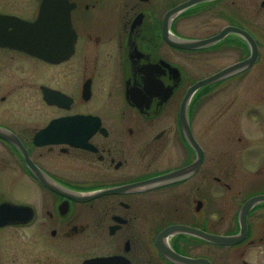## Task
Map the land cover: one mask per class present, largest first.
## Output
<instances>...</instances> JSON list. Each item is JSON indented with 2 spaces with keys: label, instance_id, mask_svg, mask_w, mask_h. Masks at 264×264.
<instances>
[{
  "label": "flooded vegetation",
  "instance_id": "obj_1",
  "mask_svg": "<svg viewBox=\"0 0 264 264\" xmlns=\"http://www.w3.org/2000/svg\"><path fill=\"white\" fill-rule=\"evenodd\" d=\"M189 1L58 0L74 41L56 62L8 46L0 25V264H264V0L174 12ZM42 3L0 1V15L33 23ZM255 48L181 121L195 82ZM169 228L184 263L160 251Z\"/></svg>",
  "mask_w": 264,
  "mask_h": 264
},
{
  "label": "water",
  "instance_id": "obj_2",
  "mask_svg": "<svg viewBox=\"0 0 264 264\" xmlns=\"http://www.w3.org/2000/svg\"><path fill=\"white\" fill-rule=\"evenodd\" d=\"M199 1H203V0H191L183 4L182 6H179L176 9H174V12H177L178 10L183 9L194 3H197ZM50 6H51V0L43 1V5L41 7L39 16L34 23H27L16 17L0 15V25H4L5 27L11 26L13 28L12 33L10 34L9 38L5 40V43L7 45H10L11 47L23 50L34 56L42 57L49 62H56V61H60L61 59L67 58L72 53L73 41H74L73 32L70 29L69 13L66 8H64V10L62 11L55 12L54 7L56 6H52V9H50ZM169 42L178 48L196 49L209 41L202 42V41H172L170 40ZM254 46L255 44L254 45L252 44V48ZM256 57H257V52L255 48V50H252V56L249 60L233 65L225 69L224 71L219 72L216 75H213L212 77L206 80H201L193 84L188 89V91L186 92L182 100L181 112H180L181 121H185L186 105L190 97L196 90L200 89L201 87L205 85H208L210 83L217 81L221 77L231 72H234L243 67H247L253 62L254 59H256ZM51 126H54V124ZM192 144H194V142H192ZM198 163H199V159L196 161L195 166H197ZM32 170L37 180L40 181L42 184H45L44 177L42 176V174L36 168ZM169 177H170L169 175H166L154 181L151 180L150 182H147V183L129 186L126 189L128 190V189L136 188L137 185H144V184L153 183V182L166 181ZM49 187L53 189L54 191H57L56 188L53 187V185L52 186L50 185ZM122 190L123 189H112V190L102 192L96 195L117 193ZM91 197L93 196L82 197L83 199L81 200H87V199H90ZM171 231H172V228H169L163 231L159 235L158 239H159L160 251L165 257L169 259H174L178 261L179 263H184L186 259L177 257L176 254H174L160 240L161 238L166 237ZM202 235L208 240H211L217 243L231 244L233 241L232 238H221V237H214V236H209V235H204V234ZM107 263H111L110 259L98 258V259L89 260L85 264H107Z\"/></svg>",
  "mask_w": 264,
  "mask_h": 264
},
{
  "label": "rangeland",
  "instance_id": "obj_3",
  "mask_svg": "<svg viewBox=\"0 0 264 264\" xmlns=\"http://www.w3.org/2000/svg\"><path fill=\"white\" fill-rule=\"evenodd\" d=\"M0 1H3L4 2V4H2V7L3 8H7L8 6L6 5L7 3H8V0H0ZM257 21L261 24V23H264V18L261 16L259 19H257ZM263 51V53H264V49L262 50ZM263 65H264V61H263ZM262 65V61H261V63H260V65H258V66H256L255 67V71L256 72H263L264 73V66Z\"/></svg>",
  "mask_w": 264,
  "mask_h": 264
}]
</instances>
